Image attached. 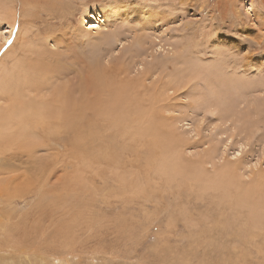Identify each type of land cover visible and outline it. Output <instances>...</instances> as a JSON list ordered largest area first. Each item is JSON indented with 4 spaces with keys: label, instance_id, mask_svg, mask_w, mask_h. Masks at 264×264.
I'll list each match as a JSON object with an SVG mask.
<instances>
[{
    "label": "rangeland",
    "instance_id": "obj_1",
    "mask_svg": "<svg viewBox=\"0 0 264 264\" xmlns=\"http://www.w3.org/2000/svg\"><path fill=\"white\" fill-rule=\"evenodd\" d=\"M22 2L14 1L17 15ZM152 2L160 7L37 0L26 24L13 26L14 44L0 46V86L10 79L44 110L37 101L51 99L47 87L68 81L73 92L90 65L122 62L131 76L150 74L147 85L160 77L165 83L173 80L172 62L191 51L206 69L216 60L227 71L221 77L234 79L225 88L231 110L222 106L198 127L167 110L153 113L158 104L139 95L107 119L87 112L69 126L42 123L21 107V124L31 130L26 145H11L17 131L0 135V264H264V0H184L176 10L170 0ZM101 9L110 17L98 22ZM134 19L138 30L148 20L143 47L135 41L140 31L128 27ZM42 46L54 61L66 63L68 54L72 70L55 79L30 70ZM221 49L228 55H213ZM38 80L43 92L34 89ZM2 93L0 104L10 105ZM241 144L247 150L232 160Z\"/></svg>",
    "mask_w": 264,
    "mask_h": 264
},
{
    "label": "bare ground",
    "instance_id": "obj_2",
    "mask_svg": "<svg viewBox=\"0 0 264 264\" xmlns=\"http://www.w3.org/2000/svg\"><path fill=\"white\" fill-rule=\"evenodd\" d=\"M14 1L15 0H2V3L0 4V20L3 21L4 22L3 24L7 26V31H10V29L14 25L18 26L19 23H21V24L25 23L26 24V21H28L29 18L34 15V11H33L32 7H33L34 3L37 2V0H23L24 3L22 2L23 6L21 8V13H19L17 15L16 10H15L16 5L14 4ZM52 5H54V3ZM96 15L97 16L100 15L98 17L97 16L93 17L98 22H99V18H101L103 16L110 17L109 14H105L104 11H102V9L99 10ZM142 21L138 22L140 30L134 29V25L137 23V19H134L132 21V23H130V25L128 26V27H130L131 31H140L137 35H135V38H136L135 41L137 43L139 41L138 45L139 44L142 45L140 47H143V44L145 42L144 41L145 37L142 36L145 34L142 31H144L146 29L145 23H142ZM145 21H143V22H145ZM102 22H104V20H102ZM18 29L22 30V28L20 29V27ZM140 35L142 37H140ZM28 36H29V33H28ZM1 42H2V40H0V46H2ZM68 43H70V42H67V44ZM118 43L122 44L123 42H121V40H119ZM70 45H68V46H70ZM68 46L66 47V50H68ZM11 48H9L6 51V53L2 54V55L5 56L10 51ZM69 49H70V47H69ZM68 51H70V50H68ZM42 52H43L44 56L40 55V58L35 59L34 62L32 63L33 65L31 64V66L29 68L30 70L35 71L36 69H38L40 73L42 72V74H46V77L50 78V79H52L53 76L56 75L55 74L52 76L53 73H57L60 75V74L64 73L63 71L66 72V71L72 70V58L69 59L67 57L68 54H65L66 57L62 58L63 60H68L65 63L63 61H60L61 58L54 61L55 56L53 55L52 50H49V49L43 47ZM148 54H149L148 56L152 55L151 52H148ZM21 56L22 55H20V57ZM23 56L28 57V56H31V54L25 53ZM36 56H38V54ZM145 58H146V56H144V59ZM23 62H24V60H23ZM62 62L65 64H63ZM141 64H142V62L140 61L139 65H141ZM60 65L61 66L64 65V66L61 67ZM106 65H107V67H109V63ZM15 66H16V64H15ZM3 67H5V65ZM57 67H58V69H57ZM105 68L103 66L101 67V66H97V65H90L87 68H85V69H87V72L80 73V80L81 81H80L79 85L76 82L78 86H76V88H75V90H73V92H72L73 86H72V84H69L71 82L67 83L68 81H65L66 83L63 82L62 84L56 85L55 87H53L51 89L47 87V91H48V93L50 92L49 96L51 99L48 100V99L44 98L42 101H37L40 105H42L45 108L44 109L45 111L42 110L41 108L34 107V105H36V104L33 103L31 99L29 100L28 96L26 98V95H23V92L16 91L17 88L15 86H13V84H11V82H10L11 80L9 79L8 82H6L4 85L2 84V86H0V93L2 90V91H4V93H2V94H5L8 98L9 97L11 98V100H10L11 104L10 105H8L7 102H6L7 104H5V106L3 104H0V135H3L4 137L8 138L11 134H13L14 131L15 132L17 131L18 135L16 137H19V139L16 138L14 141L11 140L12 141L11 145L17 144L19 141H21L19 144L20 146H22L24 144L26 145L25 139H27L29 137V133L26 130H28V131H31V130L25 129L27 127H24V125L21 124L22 122H24L23 119L25 118L24 116H21V114H22L21 107H23L25 109V111H27L29 114H33L35 112V114L41 115L42 123L48 122L50 119H52V120L64 119L65 123L69 124V126H72V118L81 120L87 112H91L92 116H98V117H102V118L107 119L108 118L107 115H111V114L115 115L114 112H116V107L119 103H128V104H123V105L130 106V103H132V101H134V102L139 101V98H140L139 95L142 96L141 99H145V100L153 103L150 106L157 105V100L163 94V89L165 87H167L170 83L173 82V80H172V81H168V82L163 83L164 80H161V78H163V77H160L156 82L153 81L147 85L145 81H146V79H148L150 77V74L144 72V73H141L140 76H131L130 70L127 67H125V64L123 65L122 62L115 63L111 67H109L108 69H105ZM0 69H1V67H0ZM77 70H78V68H77ZM225 70L223 71V70L219 69L220 74L224 75L227 72V71L225 72ZM78 71H80V70H78ZM28 72L27 73L24 72V74H22V75L28 74ZM151 72L153 73L152 70H151ZM37 73H38V71H37ZM86 73H88V74L90 73V74L88 75ZM59 75H58V77H59ZM36 77H38V76H36ZM21 78H22V76H21ZM24 78H22V79H24ZM28 79L29 78L27 77V82L29 81ZM53 79H55V78H53ZM222 79L224 81H227L230 83L235 82L234 79L228 77V74L225 75L224 77H222ZM2 83H4V82H2ZM32 83H33V81H32ZM25 84H27V83H25ZM56 84H58V82ZM27 85L31 86L32 84L31 85L27 84ZM53 86H54V83H53ZM34 87H35L34 89L37 91L42 90L43 88H46L44 86V84H42L41 80L36 81ZM148 88L151 90H157V92H154L152 96L145 97L144 93L149 90ZM19 89H21V88H19ZM42 92H43V90H42ZM227 93H228V89H225V96L227 95ZM2 98L3 97L0 96V100ZM15 99L17 101H15ZM226 99L227 98H225V103H224L223 107L226 108L227 110H225V111L228 112V110H231V109H229L228 100H226ZM19 101H22V102H19ZM44 102H46V103H44ZM160 109L161 108L158 107V109L154 110L153 113L158 112V110L160 111ZM11 110L16 111L18 113V114H16L15 118H13ZM243 111L246 114H248L247 111H245V110H243ZM150 115H152L151 111H150ZM162 118L165 119L166 117L164 115H162ZM110 119H111V117H110ZM151 119H152V117H151ZM148 122H149V120L145 121L146 124ZM141 126H143V125H141ZM29 127H31V126H29ZM32 127H34V126H32ZM29 142H30V140H29ZM219 171L214 172V174L215 173L217 174V172H218L217 175H219V173H220ZM222 171H228V170L226 168H222ZM128 180H130V179H128ZM218 180L219 179H217V181ZM1 193H2V191H1ZM6 194H7V192H6Z\"/></svg>",
    "mask_w": 264,
    "mask_h": 264
},
{
    "label": "snow or ice",
    "instance_id": "obj_3",
    "mask_svg": "<svg viewBox=\"0 0 264 264\" xmlns=\"http://www.w3.org/2000/svg\"><path fill=\"white\" fill-rule=\"evenodd\" d=\"M183 2L184 0H175V4H173V0H170L169 7L176 10ZM136 6L149 10L160 7L152 0H136ZM179 19L180 17L177 16L176 20ZM6 27V25L0 24V40H2L3 47L13 45L17 36V27L5 31ZM260 27L264 29V23H261ZM175 30H179L178 25ZM221 31L223 30L221 29ZM216 42V39L211 40V44ZM243 50V48L240 49L241 52ZM262 50H264V45H262ZM213 55L225 57L228 52L221 49ZM211 65L212 67L208 69L204 68L191 51L172 62L168 71L173 77V82L163 89V94L157 100L158 106L162 110H167L166 115L172 119H183L189 124L196 120L198 127L204 126L207 118L218 115V110L225 103V88L231 87V83L222 79L216 60L211 61ZM154 71H158V69ZM246 150L245 146L241 144L240 151H237L231 159L236 160L241 152ZM249 167H255V165H249Z\"/></svg>",
    "mask_w": 264,
    "mask_h": 264
}]
</instances>
